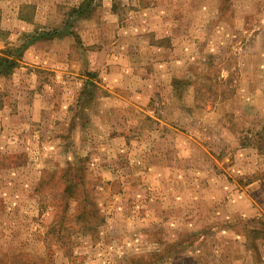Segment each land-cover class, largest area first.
<instances>
[{
    "label": "rangeland",
    "instance_id": "374dc122",
    "mask_svg": "<svg viewBox=\"0 0 264 264\" xmlns=\"http://www.w3.org/2000/svg\"><path fill=\"white\" fill-rule=\"evenodd\" d=\"M27 45L0 264H264V0H0V56Z\"/></svg>",
    "mask_w": 264,
    "mask_h": 264
},
{
    "label": "trees",
    "instance_id": "16d2710c",
    "mask_svg": "<svg viewBox=\"0 0 264 264\" xmlns=\"http://www.w3.org/2000/svg\"><path fill=\"white\" fill-rule=\"evenodd\" d=\"M90 5H92V2L88 1V2H86V4H83L78 9H76L73 12L75 19L84 17V15H86L87 13H91L90 12L91 11ZM60 34L61 33L59 32V30H56L53 32H50V31L43 32L40 35H38L39 37L33 36L28 45L30 46L32 43H34L40 39H43V38L52 39L54 36H58ZM28 45L24 46L22 48H19L18 50H15L16 55H15L14 50L9 51V52L5 51L6 53L4 52V56H0V73H3L4 75H10L14 71V69H16L17 66H19V61L21 60V58H23L25 50L29 47ZM18 53H19V55H18ZM67 194H70V193L68 192ZM58 221H60L59 224H56V223H58ZM63 224H64V216L63 215L57 216V218L55 220L54 227L59 225L60 232H61L63 230V227H62ZM87 232L88 231L85 230L84 233H87ZM14 264H16V263H14Z\"/></svg>",
    "mask_w": 264,
    "mask_h": 264
}]
</instances>
